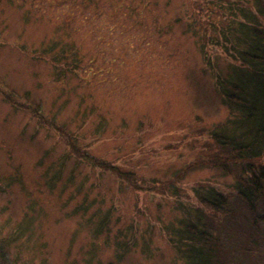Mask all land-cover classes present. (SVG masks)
Returning <instances> with one entry per match:
<instances>
[{
    "label": "rangeland",
    "instance_id": "1",
    "mask_svg": "<svg viewBox=\"0 0 264 264\" xmlns=\"http://www.w3.org/2000/svg\"><path fill=\"white\" fill-rule=\"evenodd\" d=\"M246 16L264 0H0V264H183L194 188L234 195L211 131Z\"/></svg>",
    "mask_w": 264,
    "mask_h": 264
},
{
    "label": "trees",
    "instance_id": "2",
    "mask_svg": "<svg viewBox=\"0 0 264 264\" xmlns=\"http://www.w3.org/2000/svg\"><path fill=\"white\" fill-rule=\"evenodd\" d=\"M225 37L237 63L219 78L229 116L211 131L217 149L211 164L234 175V195L212 185L194 188L200 207L187 209L191 217L181 218L172 231L183 264H255L256 257L264 259V25L247 16L233 19ZM239 204L249 225L225 230L224 219Z\"/></svg>",
    "mask_w": 264,
    "mask_h": 264
}]
</instances>
